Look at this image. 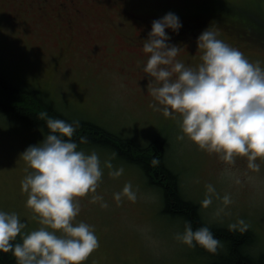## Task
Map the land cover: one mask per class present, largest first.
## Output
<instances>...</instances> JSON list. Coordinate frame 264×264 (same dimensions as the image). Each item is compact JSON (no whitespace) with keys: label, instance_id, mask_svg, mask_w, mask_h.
<instances>
[{"label":"rangeland","instance_id":"1","mask_svg":"<svg viewBox=\"0 0 264 264\" xmlns=\"http://www.w3.org/2000/svg\"><path fill=\"white\" fill-rule=\"evenodd\" d=\"M95 6L91 10L99 18L86 21L92 32L84 38L55 14L40 21L23 0H0L2 75L17 86L38 90L65 115L132 138L140 146L156 138L164 140L166 161L179 178L181 193L198 205L206 224L228 227L243 218L256 237L252 253H264V157H257L260 167L252 169L246 156L225 161L183 135L179 113L165 116L154 107L158 102L148 91L154 78L143 71L148 54L121 38V34L144 32L154 19L172 11L183 26L179 32L170 29L171 42L179 45L177 59L186 65L196 67L202 62L203 50L197 49L196 37L209 27L264 67V26L259 35L247 24L252 20L264 25V0H118L115 5L104 0ZM42 139L38 132L0 114V210L15 211L27 220L26 231L40 225L26 206L27 193L21 191L26 168L32 169L20 153ZM80 149L95 150L103 169L95 193L76 198L80 212L75 222L93 225L99 241L81 264H208L195 246L176 238L184 230L183 221L162 213L161 191L147 184L138 167L104 148ZM106 160H111L113 169L122 167L123 173L110 175ZM126 182H131L136 198L122 196L117 201L113 193ZM208 184L216 194H210L212 203L204 206L201 201ZM225 194L230 195V203L221 199ZM96 195L102 199L91 198ZM105 202L107 206H102Z\"/></svg>","mask_w":264,"mask_h":264},{"label":"clouds","instance_id":"2","mask_svg":"<svg viewBox=\"0 0 264 264\" xmlns=\"http://www.w3.org/2000/svg\"><path fill=\"white\" fill-rule=\"evenodd\" d=\"M182 26L180 17L169 11L152 21L143 39V51L148 54L143 71L154 78L148 85L158 102L154 107L165 116L179 113L182 134L201 148L229 162L236 155L246 156L248 167L259 169L256 158L264 157V67L218 38L209 27L196 37L197 49L203 50L202 62L196 67L186 65L176 59L179 45L171 42L166 31L179 32ZM45 123L49 131L44 138L20 153L32 169L26 168L21 191L27 193L26 206L40 226L26 231L27 220L15 211L0 210V251H11L17 264H81L99 241L93 225L75 222L80 212L76 198L95 193L103 175L101 160L95 150L85 152L71 139L79 121L49 117ZM79 140L87 142V137ZM104 164L114 177L123 173L122 167L113 169L111 160ZM206 189L201 201L204 206L212 203L210 194H216L212 184ZM113 196L117 201L122 196L134 200L136 193L131 182H126ZM91 198L102 199L98 195ZM221 199L231 202L229 194ZM247 227L243 218L228 225L229 230L241 232ZM176 238L212 252L221 243L207 225L194 230L190 221H185Z\"/></svg>","mask_w":264,"mask_h":264},{"label":"trees","instance_id":"3","mask_svg":"<svg viewBox=\"0 0 264 264\" xmlns=\"http://www.w3.org/2000/svg\"><path fill=\"white\" fill-rule=\"evenodd\" d=\"M246 18H250L245 14ZM247 20V19H246ZM256 33L263 31L262 23L247 20ZM261 28V31H259ZM45 98V99H44ZM0 114L11 122L38 132L43 138L49 131L45 121L49 117L79 121L73 137L78 147H98L112 151L118 160L138 167L143 173L147 184L159 189L163 195L164 207L162 213L171 219L190 221L193 229L207 225L215 237L220 240L215 252L195 244L199 253L208 259V264H264V253L254 255L251 246L256 242L255 234L246 228L243 232L229 230L228 227L210 226L206 224L199 207L187 200L181 193L177 174L167 164L165 157V141L156 138L146 146H140L128 137H121L106 128L84 119H74L56 109L55 105L43 97L38 90L15 85L0 72ZM81 136L87 137V142H80ZM153 158L157 162L153 163ZM19 240V236L17 237ZM0 264H17V258L11 251H0Z\"/></svg>","mask_w":264,"mask_h":264},{"label":"flooded vegetation","instance_id":"4","mask_svg":"<svg viewBox=\"0 0 264 264\" xmlns=\"http://www.w3.org/2000/svg\"><path fill=\"white\" fill-rule=\"evenodd\" d=\"M25 6L31 13L37 12L35 15L40 21L50 18L52 15L62 20L69 30H78L80 34L87 38L92 32V26L87 24L86 21L93 20L97 21L98 16L92 12V9H97L95 5H103L104 0H23ZM112 5H115L118 0H109ZM89 5L90 9L87 8ZM68 8V9H67ZM142 21V20H141ZM143 22V21H142ZM149 24L148 22H145ZM81 24L82 26H78ZM151 26L145 28L144 32L136 35L121 34L124 42L129 46L143 47V39H145L146 34L150 31ZM167 32L170 29H166ZM79 34V33H78ZM138 35H141L139 37ZM177 59V57H176ZM175 76V74H174Z\"/></svg>","mask_w":264,"mask_h":264},{"label":"bare ground","instance_id":"5","mask_svg":"<svg viewBox=\"0 0 264 264\" xmlns=\"http://www.w3.org/2000/svg\"><path fill=\"white\" fill-rule=\"evenodd\" d=\"M68 9V8H67ZM148 34V33H147Z\"/></svg>","mask_w":264,"mask_h":264}]
</instances>
